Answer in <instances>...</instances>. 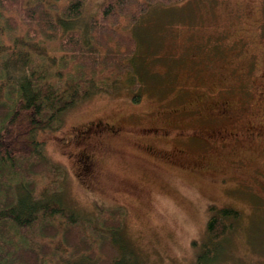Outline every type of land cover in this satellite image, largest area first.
I'll return each instance as SVG.
<instances>
[{"label":"rangeland","instance_id":"obj_1","mask_svg":"<svg viewBox=\"0 0 264 264\" xmlns=\"http://www.w3.org/2000/svg\"><path fill=\"white\" fill-rule=\"evenodd\" d=\"M102 2L86 1L82 34ZM135 32L139 88H131L135 71L124 75L111 93L68 108L56 129L33 134L59 169L50 182L58 200L93 222L120 210L123 264H264V0L158 5ZM107 124L118 132L96 133ZM84 128L91 131L78 137ZM189 134L207 144L184 145L178 137ZM42 186L37 180L36 195ZM212 205L240 217L211 244Z\"/></svg>","mask_w":264,"mask_h":264},{"label":"trees","instance_id":"obj_2","mask_svg":"<svg viewBox=\"0 0 264 264\" xmlns=\"http://www.w3.org/2000/svg\"><path fill=\"white\" fill-rule=\"evenodd\" d=\"M86 1L0 0V264H65L77 255L70 264H123L114 232L123 214L103 210L93 222L65 207L50 183L59 169L33 134L56 129L68 108L90 94L111 93L124 75L135 71L131 88H139L135 30L150 9L183 0H103L82 34ZM37 180L43 186L36 195ZM209 210L211 243L232 229L240 211ZM209 243L202 244L207 256Z\"/></svg>","mask_w":264,"mask_h":264},{"label":"flooded vegetation","instance_id":"obj_3","mask_svg":"<svg viewBox=\"0 0 264 264\" xmlns=\"http://www.w3.org/2000/svg\"><path fill=\"white\" fill-rule=\"evenodd\" d=\"M222 113H223V110H221V114ZM102 130L107 131V133H109L111 135L118 132L116 129H113V127L110 124H107L106 126H104V128H101L96 133L101 132ZM90 131H91L90 129L84 128L83 130L79 131L78 137L81 138L82 137L81 135L86 136ZM178 138L183 140L184 145L188 144L187 141H184L185 138H188L189 140H192V141L197 140V141L201 142V145H202V143L207 144L205 139L198 138V137H196V135H193V134L192 135H190V134L189 135H179ZM206 139H208V137ZM82 158L84 159V161H82ZM90 160L91 159H90L88 154H85L84 152L78 154V161L83 163L82 169L84 170V172H87L90 169Z\"/></svg>","mask_w":264,"mask_h":264}]
</instances>
